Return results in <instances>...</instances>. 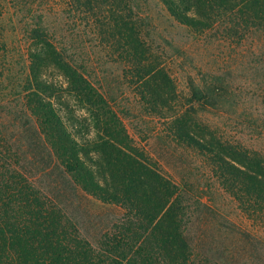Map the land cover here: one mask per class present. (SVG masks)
<instances>
[{"label": "trees", "instance_id": "obj_1", "mask_svg": "<svg viewBox=\"0 0 264 264\" xmlns=\"http://www.w3.org/2000/svg\"><path fill=\"white\" fill-rule=\"evenodd\" d=\"M159 1L182 44L147 0H0V264H264V0ZM28 167L123 215L93 245Z\"/></svg>", "mask_w": 264, "mask_h": 264}, {"label": "rangeland", "instance_id": "obj_2", "mask_svg": "<svg viewBox=\"0 0 264 264\" xmlns=\"http://www.w3.org/2000/svg\"><path fill=\"white\" fill-rule=\"evenodd\" d=\"M147 3L155 22L162 30H164L163 32L172 37L176 44H182V40H185L188 36V29L177 23L159 0H147ZM54 76L59 78V75L56 74L55 71ZM125 122L131 133L136 132L134 127L136 122L134 120L128 117L125 119ZM136 136L138 138L137 134ZM143 142H147V145L152 150H158V147L160 146V144L152 138ZM172 164L176 167L178 163L171 158V163H168L167 167L171 168ZM28 169L32 180L37 184V186L48 194L54 196L66 216L69 217L76 225L79 233L93 245H96L103 233L109 230L123 215V209L119 205L103 201L84 190L73 188V185L71 186L69 183L58 184L54 180L55 177L51 176L48 172H42L32 167H28ZM230 205L232 206H230V209L232 208V210H234L233 212L238 214V218L245 220L241 214L239 215V210H235V204L231 202ZM202 208L203 205L199 204L197 208V211H199L193 213V216L187 225L185 234L191 242L195 243H198L203 236V243H208L205 247L209 249V254H212L213 256L221 255L223 253L222 247L219 248L217 246H211L209 243L212 238L218 240L223 239V224H229L224 223L223 217H219V215H216L214 212L205 213V217L209 219L213 218L211 224L205 229L201 225V219H203L204 212L206 210ZM238 218L237 220L239 221ZM202 233H205V235H202ZM237 236L245 241L248 239L251 243L248 244V247L250 248V251L253 250V244H255L253 238H249L247 236H244L243 238L241 234H237ZM262 236L264 237V230L262 231ZM262 241H264V238ZM201 250L207 251L206 249ZM226 258L228 259V256H226ZM243 258L242 254L238 256L235 254L232 258L233 260L228 261L225 264H255L250 261L251 258L247 260Z\"/></svg>", "mask_w": 264, "mask_h": 264}]
</instances>
